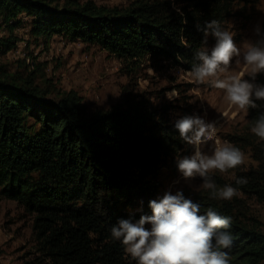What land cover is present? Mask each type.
Instances as JSON below:
<instances>
[{"label":"trees","instance_id":"obj_1","mask_svg":"<svg viewBox=\"0 0 264 264\" xmlns=\"http://www.w3.org/2000/svg\"><path fill=\"white\" fill-rule=\"evenodd\" d=\"M247 0H135L129 5H104L94 0H0V30L15 32L29 24L36 43L54 35L80 40L138 61L169 60L191 70L196 53L208 48L202 29L217 20L221 28ZM179 8L182 14L176 9ZM21 39L0 37L7 53ZM33 69L12 71L0 64V187L1 195L18 201L34 214L33 231L48 264H136L111 227L120 219L138 221L151 215L149 202L162 189L164 168L172 175L178 159L193 146L179 137L174 104H156L140 95L106 110L91 111L76 90L46 87ZM28 65L25 69H28ZM36 67V68H35ZM250 79V77H249ZM254 83L264 84V73ZM248 109L247 131L231 136L247 143L257 165L236 168L233 185L264 201V141L251 132L264 101ZM190 114L191 107L185 108ZM185 114V115H187ZM238 178L248 183L237 185ZM217 180V179H215ZM223 180L216 184L222 187ZM186 196L222 216H230L233 245L230 264H262L264 225L242 212L237 197L215 200L204 188Z\"/></svg>","mask_w":264,"mask_h":264},{"label":"rangeland","instance_id":"obj_2","mask_svg":"<svg viewBox=\"0 0 264 264\" xmlns=\"http://www.w3.org/2000/svg\"><path fill=\"white\" fill-rule=\"evenodd\" d=\"M94 1L104 5L126 6L135 0ZM235 10L236 15L230 17L222 29L232 32L235 42L243 49L246 42L260 38L255 34L256 26L259 25L264 33V0L241 1L235 6ZM29 30V24L19 26L15 32L8 28L0 30V37L13 34L21 39L17 47L7 53L0 51V64L8 62L12 71L25 72L33 69L28 62L32 61V56L36 57V62H40L36 74L39 84L46 87L52 83L57 89L78 91L91 111L106 110L116 103H126L140 95L152 96L156 104H174L173 118L185 116V108L189 106L191 112L187 115H199L206 121H215V139L221 145L227 142L241 148L245 153V163L239 168L257 165L247 143H237L231 137L245 135L248 109L240 110L232 105L223 90L213 88L210 84L196 83L190 75L191 70L175 66L169 60L148 56L135 62L126 61L100 46L71 40L62 35H54L46 44L43 40L38 44L32 39ZM215 42V38L209 41L208 48L214 46ZM235 59L228 75L244 73L243 78L249 79V69L244 64L243 57L239 58V64H236ZM27 65L28 69H25ZM169 95L174 99L169 100ZM215 146L213 140L201 147L211 154ZM193 151L194 147L191 154ZM169 171L167 168L162 170L164 185L155 199L162 198L167 191L175 194L177 190H183L185 196H188L191 190L203 188V178L185 181L179 170L172 175ZM211 176L215 182L222 179V186H234L236 168L225 173L215 171ZM235 197L246 217L255 216L264 225V201L240 190ZM33 223V213L18 201L0 193V264L49 263L44 261L45 256L33 231ZM146 226L150 228V225Z\"/></svg>","mask_w":264,"mask_h":264},{"label":"clouds","instance_id":"obj_3","mask_svg":"<svg viewBox=\"0 0 264 264\" xmlns=\"http://www.w3.org/2000/svg\"><path fill=\"white\" fill-rule=\"evenodd\" d=\"M174 2V0H173ZM176 11L182 14L181 9ZM204 41L215 38L210 49L196 53L190 75L198 84H210L223 90L228 101L240 110L258 107L264 101V84L254 83L258 74L264 73V33L256 26L255 34L260 37L241 46L234 35L221 28L219 21L206 22L200 29ZM243 57L248 67V78L244 73L228 75L233 64ZM169 100L174 97L169 95ZM180 139L194 147L191 155L178 159V170L185 181L203 178L202 187L215 200H232L238 189L230 184L218 187L211 174L225 173L245 163V153L231 144L221 145L216 140L215 121H206L199 115H185L175 122ZM251 132L264 141V113L251 127ZM215 141L211 154L202 150V145ZM246 178H238L237 185H245ZM151 215H142L138 221L120 219L111 227L112 237L120 241L125 252L136 264H230L227 249L233 245V236L227 231L231 227L230 216H222L211 207L201 213V204L186 197L183 190L165 192L162 198L149 202ZM146 225H150V228Z\"/></svg>","mask_w":264,"mask_h":264}]
</instances>
